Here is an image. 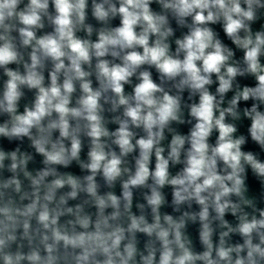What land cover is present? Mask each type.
Instances as JSON below:
<instances>
[{
  "label": "clouds",
  "instance_id": "clouds-1",
  "mask_svg": "<svg viewBox=\"0 0 264 264\" xmlns=\"http://www.w3.org/2000/svg\"><path fill=\"white\" fill-rule=\"evenodd\" d=\"M0 264H264V0H0Z\"/></svg>",
  "mask_w": 264,
  "mask_h": 264
}]
</instances>
